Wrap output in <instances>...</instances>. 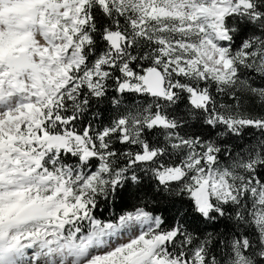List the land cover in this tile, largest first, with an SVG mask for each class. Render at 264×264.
Wrapping results in <instances>:
<instances>
[{
	"label": "snow or ice",
	"instance_id": "1",
	"mask_svg": "<svg viewBox=\"0 0 264 264\" xmlns=\"http://www.w3.org/2000/svg\"><path fill=\"white\" fill-rule=\"evenodd\" d=\"M0 264H264V0H0Z\"/></svg>",
	"mask_w": 264,
	"mask_h": 264
}]
</instances>
